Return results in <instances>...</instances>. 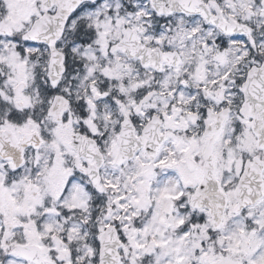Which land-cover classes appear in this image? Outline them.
<instances>
[{
	"label": "snow or ice",
	"instance_id": "6c2138e0",
	"mask_svg": "<svg viewBox=\"0 0 264 264\" xmlns=\"http://www.w3.org/2000/svg\"><path fill=\"white\" fill-rule=\"evenodd\" d=\"M0 264H264V0H0Z\"/></svg>",
	"mask_w": 264,
	"mask_h": 264
}]
</instances>
